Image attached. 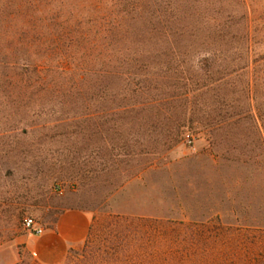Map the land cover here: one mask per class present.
<instances>
[{"label":"rangeland","instance_id":"rangeland-1","mask_svg":"<svg viewBox=\"0 0 264 264\" xmlns=\"http://www.w3.org/2000/svg\"><path fill=\"white\" fill-rule=\"evenodd\" d=\"M245 1L0 0V263L66 209L97 245L116 216L264 230V98L216 82L245 14L264 38Z\"/></svg>","mask_w":264,"mask_h":264},{"label":"trees","instance_id":"trees-1","mask_svg":"<svg viewBox=\"0 0 264 264\" xmlns=\"http://www.w3.org/2000/svg\"><path fill=\"white\" fill-rule=\"evenodd\" d=\"M243 20L247 31L240 39L233 38L241 44L231 48L235 57L230 62L235 67L216 82L230 77L234 85L245 78L247 98L257 102L264 98V38L255 41L248 15ZM233 39L218 35L222 45L231 46ZM254 120L264 141V115ZM169 223L160 228L155 220L116 216L98 245L89 228L79 250H69L70 264H264L263 229Z\"/></svg>","mask_w":264,"mask_h":264},{"label":"crops","instance_id":"crops-1","mask_svg":"<svg viewBox=\"0 0 264 264\" xmlns=\"http://www.w3.org/2000/svg\"><path fill=\"white\" fill-rule=\"evenodd\" d=\"M90 220L79 209L61 211L54 223L39 235H23L21 243L37 264H58L70 249H78L84 243ZM8 264V263H0Z\"/></svg>","mask_w":264,"mask_h":264},{"label":"built area","instance_id":"built-area-1","mask_svg":"<svg viewBox=\"0 0 264 264\" xmlns=\"http://www.w3.org/2000/svg\"><path fill=\"white\" fill-rule=\"evenodd\" d=\"M24 229L32 235H39L43 232L44 228L38 224L34 219L27 218L24 221Z\"/></svg>","mask_w":264,"mask_h":264}]
</instances>
